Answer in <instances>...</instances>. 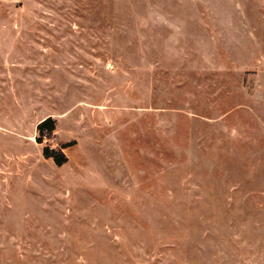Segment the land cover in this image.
I'll return each mask as SVG.
<instances>
[{"label": "rangeland", "instance_id": "obj_1", "mask_svg": "<svg viewBox=\"0 0 264 264\" xmlns=\"http://www.w3.org/2000/svg\"><path fill=\"white\" fill-rule=\"evenodd\" d=\"M0 264H264V0H0Z\"/></svg>", "mask_w": 264, "mask_h": 264}, {"label": "trees", "instance_id": "obj_2", "mask_svg": "<svg viewBox=\"0 0 264 264\" xmlns=\"http://www.w3.org/2000/svg\"><path fill=\"white\" fill-rule=\"evenodd\" d=\"M54 124L55 123L51 118H47L37 125V143L41 144L43 134H52L55 128ZM43 155L45 158H51L56 165H62L65 162V157L63 154H61V152L54 151L52 149L50 150L48 147H44Z\"/></svg>", "mask_w": 264, "mask_h": 264}, {"label": "built area", "instance_id": "obj_3", "mask_svg": "<svg viewBox=\"0 0 264 264\" xmlns=\"http://www.w3.org/2000/svg\"><path fill=\"white\" fill-rule=\"evenodd\" d=\"M52 135V134H51ZM51 135L43 134L42 135V140L44 143H47V145L51 144L54 141V138L49 139ZM42 144V142H41ZM49 149H52L50 146H47Z\"/></svg>", "mask_w": 264, "mask_h": 264}]
</instances>
